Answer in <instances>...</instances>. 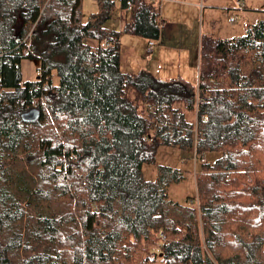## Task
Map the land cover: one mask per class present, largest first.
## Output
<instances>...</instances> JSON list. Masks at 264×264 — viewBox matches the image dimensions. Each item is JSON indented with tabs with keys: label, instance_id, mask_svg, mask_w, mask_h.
Wrapping results in <instances>:
<instances>
[{
	"label": "trees",
	"instance_id": "trees-1",
	"mask_svg": "<svg viewBox=\"0 0 264 264\" xmlns=\"http://www.w3.org/2000/svg\"><path fill=\"white\" fill-rule=\"evenodd\" d=\"M95 1L83 23V0H0V264H264V20L164 80L121 68L123 35L161 38L160 0ZM162 146L200 163L185 203L180 169L144 176Z\"/></svg>",
	"mask_w": 264,
	"mask_h": 264
},
{
	"label": "rangeland",
	"instance_id": "rangeland-1",
	"mask_svg": "<svg viewBox=\"0 0 264 264\" xmlns=\"http://www.w3.org/2000/svg\"><path fill=\"white\" fill-rule=\"evenodd\" d=\"M160 8L161 31L167 30L171 23L175 28L165 36L167 51L171 52L168 64L164 62L165 58L167 59L166 48L162 53L157 50L155 56H151L147 52L148 41L144 37L123 35L121 39L123 72L137 73L143 69L150 70L158 78H167L165 80L175 78L184 71L193 73L199 63L202 36L212 34L218 38L240 37L245 34L249 25L264 20V0H200L197 11L181 5L167 8L166 13L163 12V7ZM97 12L98 4L95 0H83L81 15L83 23L89 21V17ZM120 19L121 12L117 4L114 15L105 21L104 25L119 31L122 23ZM154 42L156 45L160 43V39ZM41 66V60H24L21 64L22 81H35ZM210 158L214 159L215 156L210 155ZM159 166H169L182 171L183 178L180 182L169 186L168 194L172 201L185 203L189 197L196 196L195 177L200 169V163L197 162L193 151L171 146L160 147L156 163L144 167L145 178L155 180Z\"/></svg>",
	"mask_w": 264,
	"mask_h": 264
},
{
	"label": "crops",
	"instance_id": "crops-1",
	"mask_svg": "<svg viewBox=\"0 0 264 264\" xmlns=\"http://www.w3.org/2000/svg\"><path fill=\"white\" fill-rule=\"evenodd\" d=\"M160 1H161L160 2V6L163 7V12L166 13L167 8H171V6H175V5L185 6L189 10L190 9H194V10L197 11V9L199 7V1L200 0H160ZM173 9H175V8H173ZM120 20L122 21V17H121ZM122 27H123V21L121 23V28L119 29V31H121ZM166 29L167 30L164 29V32H162V35H161V38H160V43H156V45H155V47L153 49V52L151 54L149 53L151 56H155L157 50H158L159 53H162V50H164L166 48V45H165V43H166L165 36L166 35H169L172 31L175 30L173 23H171V26L167 27ZM122 37H121V39H122ZM147 46H148V42H147ZM169 55H171V52H168L167 51V48H166L165 49V56L167 57V59L165 58L166 61H164L166 64H168V61L167 60H168V56ZM199 57H200V50H199L198 58ZM122 66H123V61H122V55H121V68H122ZM165 67H167V65H165ZM197 69H198V67L196 66V70L193 73H191L190 71H184L183 73H179V75L176 76L175 78H177V77H183V78H185L187 80H190V81H194L195 82L198 79V71H197ZM148 71H150V70H148ZM181 71L182 70H180V72ZM128 73H130V72H128ZM162 79L165 80L167 78L162 77ZM23 82H26V81H23Z\"/></svg>",
	"mask_w": 264,
	"mask_h": 264
},
{
	"label": "water",
	"instance_id": "water-1",
	"mask_svg": "<svg viewBox=\"0 0 264 264\" xmlns=\"http://www.w3.org/2000/svg\"><path fill=\"white\" fill-rule=\"evenodd\" d=\"M21 119L25 123H35L40 119V111L37 108H33L29 111L24 112L21 115Z\"/></svg>",
	"mask_w": 264,
	"mask_h": 264
},
{
	"label": "built area",
	"instance_id": "built-area-1",
	"mask_svg": "<svg viewBox=\"0 0 264 264\" xmlns=\"http://www.w3.org/2000/svg\"><path fill=\"white\" fill-rule=\"evenodd\" d=\"M154 46H155V42L150 41L148 46V53H152Z\"/></svg>",
	"mask_w": 264,
	"mask_h": 264
},
{
	"label": "bare ground",
	"instance_id": "bare-ground-1",
	"mask_svg": "<svg viewBox=\"0 0 264 264\" xmlns=\"http://www.w3.org/2000/svg\"><path fill=\"white\" fill-rule=\"evenodd\" d=\"M28 50V49H27ZM37 59V58H36Z\"/></svg>",
	"mask_w": 264,
	"mask_h": 264
}]
</instances>
